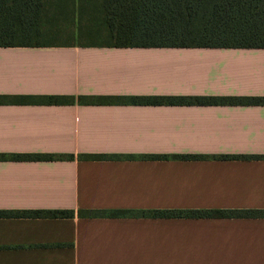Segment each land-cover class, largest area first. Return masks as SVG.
Masks as SVG:
<instances>
[{"label": "crops", "instance_id": "obj_1", "mask_svg": "<svg viewBox=\"0 0 264 264\" xmlns=\"http://www.w3.org/2000/svg\"><path fill=\"white\" fill-rule=\"evenodd\" d=\"M0 96V211L75 212L0 217V264H264V215L141 214L264 211V103L132 98H264V48L0 47Z\"/></svg>", "mask_w": 264, "mask_h": 264}, {"label": "trees", "instance_id": "obj_2", "mask_svg": "<svg viewBox=\"0 0 264 264\" xmlns=\"http://www.w3.org/2000/svg\"><path fill=\"white\" fill-rule=\"evenodd\" d=\"M67 35L68 40H61ZM264 48V0H0V47ZM2 98V96H0ZM107 97L81 96V102ZM154 104L261 105L263 97H132ZM73 103L69 96H15ZM93 101V102H94ZM18 160L73 155H16ZM88 159L104 156L89 155ZM258 159L259 156L243 157ZM124 212V211H123ZM99 211H80V215ZM148 217H261V210H152ZM70 210L0 211V217H73Z\"/></svg>", "mask_w": 264, "mask_h": 264}, {"label": "rangeland", "instance_id": "obj_3", "mask_svg": "<svg viewBox=\"0 0 264 264\" xmlns=\"http://www.w3.org/2000/svg\"><path fill=\"white\" fill-rule=\"evenodd\" d=\"M60 38H61V40H63V41H64V40H68V36H67V35H61Z\"/></svg>", "mask_w": 264, "mask_h": 264}]
</instances>
